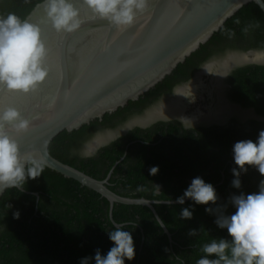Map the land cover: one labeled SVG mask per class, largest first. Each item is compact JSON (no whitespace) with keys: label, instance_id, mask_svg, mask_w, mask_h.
I'll list each match as a JSON object with an SVG mask.
<instances>
[{"label":"trees","instance_id":"1","mask_svg":"<svg viewBox=\"0 0 264 264\" xmlns=\"http://www.w3.org/2000/svg\"><path fill=\"white\" fill-rule=\"evenodd\" d=\"M41 1L0 0V14L15 12L26 18ZM226 30L233 33L231 37ZM228 48L264 49V12L254 2L241 7L139 99L79 129L62 131L49 146L55 158L94 178L104 179L111 171L107 186L121 196L175 201L192 178L200 176L216 188V204L195 205L190 220L181 219L179 211L192 204L191 200L184 205L153 204L169 236L150 207L115 202L110 213L106 197L45 166L41 176L27 181L23 192L9 188L0 196V264H79L80 258L93 256L96 249L106 253L111 247L107 234L114 227L111 220L123 223L133 236L136 255L125 264H195L204 255L200 245L213 238H228L226 229L215 224L216 217L222 211H234L229 204L232 195L256 192L264 179L255 167L248 166L240 176L241 188L231 185L232 169L238 167L232 146L239 140H255L264 129L263 120L231 119L227 125L192 129L183 128L178 121H161L130 129L92 155L77 151L99 128L115 127L133 110H143L161 93L191 78L211 56ZM229 81L231 98L264 117V64L240 66L231 72ZM153 166L159 168L155 175L149 173ZM224 205H228L226 210ZM206 207L213 212L206 213ZM17 210L18 219L14 217ZM191 228L198 230L196 236H188Z\"/></svg>","mask_w":264,"mask_h":264},{"label":"water","instance_id":"2","mask_svg":"<svg viewBox=\"0 0 264 264\" xmlns=\"http://www.w3.org/2000/svg\"><path fill=\"white\" fill-rule=\"evenodd\" d=\"M250 2L264 12V0H149L138 22L123 30L93 17L86 7H81L82 23L72 33L56 32L41 23L49 48L48 77L34 92L0 91V106L16 107L31 121L27 131L11 134L23 151L43 157L45 166L106 197L110 213L114 203L120 202L146 205L159 216L153 205L157 200L121 196L107 186L111 171L104 179L94 178L55 158L49 146L62 131L79 129L139 99ZM42 3L26 18L41 22ZM253 51L264 49L241 54ZM237 63H264V59L233 62L222 75ZM163 228L170 236L164 223Z\"/></svg>","mask_w":264,"mask_h":264},{"label":"clouds","instance_id":"3","mask_svg":"<svg viewBox=\"0 0 264 264\" xmlns=\"http://www.w3.org/2000/svg\"><path fill=\"white\" fill-rule=\"evenodd\" d=\"M148 3L149 0H43L41 22H33L30 17L21 18L15 12L0 14V91L34 92L48 77L50 67L46 61L49 48L41 23L49 24L56 32L72 33L82 23L81 7H86L93 17L107 20L110 25L123 30L138 22ZM243 30L247 31V28ZM226 32L229 37L233 34L230 30ZM30 125L31 121L18 108L0 106V192L9 188L23 192L28 180H34L44 172V158L23 151L11 134L27 131ZM232 152L238 166L232 169L234 179L231 185L234 188H241L240 176L248 171V166L255 167L264 176V129L259 131L255 140L235 142ZM158 171V166L149 169L152 175ZM186 199L192 204L182 207L179 217L190 220L195 205L217 203V190L212 183L196 176L175 201L170 198L156 203L184 205ZM229 204L234 211L230 214L222 211L214 221L220 229H226L228 238H213L200 245L199 250L204 255L195 264H264V179L260 180L258 191L234 194L229 198ZM227 207L224 205L223 209ZM204 211L211 214L213 209L206 207ZM19 216L17 210L14 217L18 219ZM156 219L163 227L160 217ZM111 223L114 227L107 231L111 247L106 253L96 249L93 256L80 258L79 264H93V261L94 264H125L126 260L135 258L131 232L123 223L114 220ZM197 231L191 228L187 234L196 236Z\"/></svg>","mask_w":264,"mask_h":264},{"label":"flooded vegetation","instance_id":"4","mask_svg":"<svg viewBox=\"0 0 264 264\" xmlns=\"http://www.w3.org/2000/svg\"><path fill=\"white\" fill-rule=\"evenodd\" d=\"M231 55L238 56V54H235V53ZM208 60H206L194 72L191 78H189L187 81L180 82L178 84L173 85L171 90L164 91L163 93H161V96H159L157 100H154L153 102H148V104L145 105V108L143 110H137V111L133 110V112L129 115V117L125 121H123L122 123L120 122L115 127L103 126L102 128H99L98 130H101L103 132H110V133L105 135L102 138L96 137L95 139H93L94 135L100 132V131L97 132L98 131L97 130L95 133L92 134V136L89 139H87V140H90L91 143L90 144L87 143V140H86L79 147V149L77 148V151L81 152V154L84 156L92 155L101 146L107 145L108 143L112 142L114 139L118 138L120 135L128 132L130 129H133L135 127L145 128V127L151 126L161 121L164 123L178 121L182 125V127L185 129H192V128H197V127H212V126H217V125L223 126V125H227L231 119H237L239 121L257 119V120L264 121V117L258 115L253 107H245L231 98L230 92L232 89V84L229 81V76L234 69L240 66L247 65V64H240V63H237L232 69H230V71L226 75H222L220 77L219 79L220 84H221L220 88H217L219 87V85H216V83L218 84V82H215L217 81L216 78H214L215 76L211 77L210 82L207 83L206 85V88L209 89L208 96H210L208 98L210 100L208 101L211 103L209 108H207L208 111L206 113H201L200 115H196V116L187 115L185 103L183 104L184 112L181 115L180 114H168L166 112V106L169 104V100L180 99L183 103V98L185 94H187L188 92L187 88H189L190 91H197L200 88V85H201L200 81L198 82L197 85L194 86V84L199 79V74H198L199 71L207 72L206 69L209 66L211 67L213 66L212 67L213 69L209 70L213 72L215 71V68L217 67L216 65H219L216 70V72H218V69L220 70V66L224 64L227 58L225 60H222L223 64H218L216 62L209 63L207 62ZM234 62L236 63L237 61H234ZM249 64H264V63H249ZM183 84H188V85L182 88ZM180 88L182 91L183 90L185 91L182 94V96H179L180 91H181ZM171 94H177V96L175 98L173 97L172 99L170 98L169 100H165L161 104L160 103L157 104V102H159L161 99H166L165 97L170 96ZM203 109L206 110V107H203ZM146 120H149L150 123L143 124V122H145ZM109 137L111 138L108 139Z\"/></svg>","mask_w":264,"mask_h":264},{"label":"rangeland","instance_id":"5","mask_svg":"<svg viewBox=\"0 0 264 264\" xmlns=\"http://www.w3.org/2000/svg\"><path fill=\"white\" fill-rule=\"evenodd\" d=\"M244 51L245 50H241V49H237V48H228V49L224 50L223 52H219V53L214 54L213 56H211L209 58V60L207 62H209V63L216 62L218 64H222L223 63L222 60H225L226 58L228 59L231 54L235 53V54L241 55V52H244ZM204 65H203V67H204ZM216 66L218 67V65H216ZM217 67L215 68V71H213V72L212 71H207V72L199 71L198 72L199 79L196 82V84H194V86L197 85L199 81L202 84L200 85V88L197 91H190L189 88H187L188 92H187V94H185V96L183 98V104L185 103L187 115L196 116V115H200L201 113H206L208 111L207 108H209L211 103L208 101V100H210V99H208L210 96H208L209 95V91H208L209 89L206 88V85H207V83L210 82L211 77L215 76ZM211 69H213V68H211ZM189 84H191V83H189ZM187 85L188 84H183L182 88L186 87ZM220 86H221V84H220ZM217 88H220V87H217ZM176 96H177V94H171L170 96L165 97L166 99H161L159 102H157V104L158 103L161 104L165 100H169L170 98L172 99L173 97L175 98ZM206 102H208V103H206ZM203 107H206V110H204ZM97 132H99V133H96L94 135L93 139H95L96 137L102 138L105 135L110 133V132H103L101 130H98ZM110 138L111 137H109L108 139H110ZM87 143L90 144L91 143L90 140H87Z\"/></svg>","mask_w":264,"mask_h":264},{"label":"bare ground","instance_id":"6","mask_svg":"<svg viewBox=\"0 0 264 264\" xmlns=\"http://www.w3.org/2000/svg\"><path fill=\"white\" fill-rule=\"evenodd\" d=\"M263 59H264V52H255V51H253L252 53H248L247 52V53H244L243 55H238V56L237 55H231L227 60H225L224 64L222 63L223 65L220 66V70L218 69V72H216L215 78H216L217 81H215V82H218V84L216 83V85H219V87H220V80L219 79L222 76V71L224 72V70L227 67H229L234 61H242V60L243 61L244 60H255V61H257V60H263ZM211 68L212 67L209 66L206 69V71L211 70ZM195 89H197V88H195ZM180 90H181V88H180ZM177 91H179V90H177ZM184 92H185L184 90L183 91L181 90L179 96H182V94ZM166 112L168 114H180L181 115L184 112V107H183L182 101L180 99L169 100V104L166 106Z\"/></svg>","mask_w":264,"mask_h":264}]
</instances>
